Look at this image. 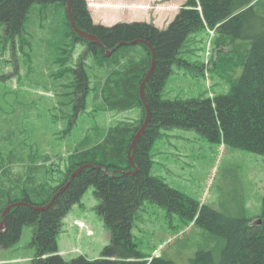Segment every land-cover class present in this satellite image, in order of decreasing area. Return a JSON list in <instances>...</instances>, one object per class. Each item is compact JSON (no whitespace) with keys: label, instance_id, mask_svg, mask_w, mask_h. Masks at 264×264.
<instances>
[{"label":"trees","instance_id":"obj_1","mask_svg":"<svg viewBox=\"0 0 264 264\" xmlns=\"http://www.w3.org/2000/svg\"><path fill=\"white\" fill-rule=\"evenodd\" d=\"M67 3L68 0H0V56L5 53L8 41L16 51L19 49L23 62L30 65V72L41 69V65L51 68L43 83L47 89L56 91L60 108L68 107L69 129L87 106L91 86L85 67L88 57L101 65V69L104 65L108 73L96 89L100 93L96 98H101L106 108L118 111L135 108L139 102L147 113L146 105H149L150 123L137 143L134 166L128 150L137 129L117 125L94 145L90 138L78 143L59 185L43 187L36 182L34 186L28 183L27 187L19 188L7 187L4 183L0 187V221L10 204L47 205L66 187L74 171L84 164L93 165L77 174L50 207L44 210L24 205L13 207L6 215L4 230L0 231V248L15 246L24 226L33 225L32 245L36 249L33 264H180L164 257L150 260L135 243L132 234L135 210L148 199L225 239L218 262L213 250L207 249L199 250L189 264H264V197L262 213L254 218L227 215L151 175L154 162L150 156L161 130L167 128L195 129L212 142H224L230 147L264 155V16H259L253 5L249 7L251 0H187L165 28L146 21L108 26L94 23L86 0H71L76 26L94 35L99 41L94 43L74 31ZM205 28L216 29L229 39L251 42L250 47H231L230 41L226 44L230 46L226 58L234 64L231 83L238 78L236 66L242 63L240 78L229 94L215 99H164L163 87L172 66L181 65L182 47L192 33ZM135 40L140 41L132 44ZM139 44L144 47V58L136 50ZM80 45L85 46L86 54L84 50L78 54ZM151 47L155 50L156 63L144 86V103L140 89L152 63ZM107 51H111L110 56ZM230 52L234 53L232 57H228ZM3 61L1 69L9 62ZM2 77L0 83L5 84L9 76ZM63 95L65 99L61 98ZM15 97L19 117L10 139H23L21 143L26 145L30 138L28 134L23 135L21 126L27 110L23 100ZM34 108V104L28 107ZM41 167L34 162L30 170L39 173ZM10 179L20 183L22 174H13ZM90 187H94L100 199L97 210L110 232V241L98 258L80 255L68 261L60 254L58 245L62 222Z\"/></svg>","mask_w":264,"mask_h":264},{"label":"rangeland","instance_id":"obj_2","mask_svg":"<svg viewBox=\"0 0 264 264\" xmlns=\"http://www.w3.org/2000/svg\"><path fill=\"white\" fill-rule=\"evenodd\" d=\"M86 1L88 8L93 11L96 24L99 23L97 19L101 18L107 21L106 24L112 25L118 22L151 21L158 27L165 28L168 25L166 20L178 14L187 0ZM252 5L259 16H264V0H251L249 7ZM229 41L231 47L251 46L248 40L229 39L216 29L205 28L192 33L179 53L181 65L175 63L172 66V72L163 87V98L215 99L229 94L244 69L242 63L236 66L238 78L231 83L234 64L226 58L230 51V46L226 45ZM6 45L5 53L0 56V65H4L3 60L9 61L6 64L8 66L0 68L1 77L4 74L9 76L5 84L0 83V187L3 188L6 183L7 187L24 188L28 183L34 186L36 182L43 187L57 186L65 178L69 157L83 139L90 138L94 145L104 138L110 128L126 125L138 132L146 121V110L139 102L135 108L118 111L106 108L101 98H96L100 97L96 89L103 84L108 73L104 65V69H101V65L88 57V65L85 67L90 75L91 86L87 106L79 112L69 129L68 107L60 108V98L56 91L47 89L43 83L51 68L41 65V69L30 72V65L23 62L19 49L16 51V47L8 41ZM83 47L79 46L78 54L83 50L87 53ZM136 50L140 56L145 57L142 45L139 44ZM233 55L230 52L228 57ZM8 92L13 95H7ZM14 95L18 100H23L27 110V118L21 126L23 135L28 134L30 138L26 140V145L21 143L23 139H10V132L16 131V117H19L16 116L19 115V108L16 107ZM61 98L65 99V96ZM141 99L143 101L142 95ZM31 104L35 105L32 110L28 109ZM150 156L154 162L151 175L161 178L196 201L227 215L254 218L262 213L263 154L230 147L224 142H212L195 129L167 128L161 130L159 139L151 148ZM34 162L42 165L39 173L30 170ZM13 174H22L20 183L11 181L10 176ZM32 177L35 178L34 181L31 180ZM99 203L94 187H90L81 202L74 205L63 219L64 226L62 224L58 245L66 260L70 261L80 255L93 259V255L100 256L109 243L104 247L101 242L98 243L105 233L110 235L97 210ZM70 216L79 219L67 225ZM34 230L33 225H25L16 246L1 248L2 258L12 260L5 261V264H33L31 260H23L33 252L36 254L32 245ZM132 234L138 249L146 257H164L180 264H189V260L199 250L207 249L213 250L218 262L225 245L223 237L199 227L177 213H169L167 209L148 199L135 210ZM88 235L91 237L87 238ZM15 258L19 259L13 260Z\"/></svg>","mask_w":264,"mask_h":264},{"label":"water","instance_id":"obj_3","mask_svg":"<svg viewBox=\"0 0 264 264\" xmlns=\"http://www.w3.org/2000/svg\"><path fill=\"white\" fill-rule=\"evenodd\" d=\"M67 12H68V17H69V21L71 23V26L72 28L74 29V31L78 34V36H80L81 38L83 39H86L87 41L89 42H94V43H99V41L97 40V38L92 35V34H89L87 33L86 31L84 30H81L80 28H78L76 26V23H75V20L72 16V12H71V0H68V3H67ZM140 40H135V41H132L131 43L132 44H135V43H138ZM146 43L147 45H149L147 42H144ZM152 48V47H151ZM153 50V57H152V63L150 65V69L148 71V74L145 76V78L143 79L142 83H141V89H140V92H141V95H142V98H143V101L144 103H146V99L144 98V86L146 85L147 83V80L149 79L150 77V74L153 72V69H154V66H155V63H156V54H155V50L152 48ZM108 55L110 56L111 55V51L108 52ZM146 108H147V117H146V121L144 122V124L142 125V127L138 130V132L135 134L134 136V139L131 143V146H130V149L128 150V155L130 157V161H131V164L134 166L135 165V162H134V154H135V151H136V146H137V143L139 141V139L141 138V136H143L145 130L147 129L149 123H150V119H151V110H150V107L149 105H146ZM133 151V153H132ZM93 165L92 164H84L82 166H80L76 171L73 172V174L71 175L67 185L70 183V181L77 175L79 174L84 168H87V167H92ZM137 169H135L133 172H136ZM132 172V173H133ZM66 185V187H67ZM65 187V188H66ZM64 188V187H63ZM61 189L59 190L58 193H56L54 195V197L52 198L51 202L48 203L47 205L45 206H35V205H30L28 204L27 202H16V203H13V204H10L3 212V215H2V220L0 221V231L4 230V227H5V219H6V215L8 214V212L13 208V207H17V206H29L30 208H33V209H37V210H44L48 207H50L53 203V201L55 200V197L58 196L60 193L63 192V190L65 189Z\"/></svg>","mask_w":264,"mask_h":264},{"label":"crops","instance_id":"obj_4","mask_svg":"<svg viewBox=\"0 0 264 264\" xmlns=\"http://www.w3.org/2000/svg\"><path fill=\"white\" fill-rule=\"evenodd\" d=\"M177 2V1H176ZM152 4V3H151ZM150 4V5H151ZM90 11H91V13H92V16H93V11H92V9H90ZM175 17V16H174ZM173 17V18H174ZM93 18H94V16H93ZM173 18H171V19H164V21L166 20V22L167 23H169V21H171ZM95 20V19H94ZM96 21V20H95ZM97 21H99V23H103V24H105V25H112V24H106V22L107 21H103L101 18H99V19H97ZM157 26V25H156ZM166 27V26H165ZM162 28V27H161ZM67 216V215H66ZM66 216H65V218H66ZM75 219H79V218H73V217H69V219H68V223H67V225H70V224H72V221L73 220H75ZM63 226H64V223H63ZM63 226H62V228H63ZM106 226V225H105ZM62 231V230H61ZM107 232V231H106ZM61 234V233H60ZM89 237H91L90 235H88L87 236V238H89ZM110 241V235H107V233H105V235H104V237H102V239H100V241H98V243H100L101 242V245L104 247L108 242ZM16 246V245H15ZM1 250H3V249H1L0 248V251ZM60 250V249H59ZM60 252H62V251H60ZM61 254V253H60ZM62 255V254H61ZM157 255H160V253L159 254H157ZM34 252H33V254L28 258V257H26V258H24V260H23V262H25V261H30V260H32L34 257ZM63 256V255H62ZM99 256L97 255V254H95V255H93V259H95V258H98ZM19 258H15V259H13V260H18ZM5 261H7V262H11L12 260L11 259H8V258H2V255H1V253H0V264H5L4 262Z\"/></svg>","mask_w":264,"mask_h":264}]
</instances>
